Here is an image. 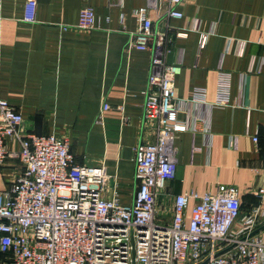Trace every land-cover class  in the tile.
I'll return each instance as SVG.
<instances>
[{"label": "crops", "instance_id": "0c3cea01", "mask_svg": "<svg viewBox=\"0 0 264 264\" xmlns=\"http://www.w3.org/2000/svg\"><path fill=\"white\" fill-rule=\"evenodd\" d=\"M26 1L0 0L1 96L35 133L67 138L78 163L104 166L105 196L131 203L151 51L127 43L138 28L132 11L146 0H36L34 22L23 20ZM82 6L95 12L93 29L76 28ZM177 9L182 18L148 15L155 31L172 38L165 59L181 64L176 95L189 99L203 88L205 100L179 115L187 130L175 139V173L157 197V218L169 221L175 195L215 192L220 184L237 188L246 213L259 203L264 175V0H183ZM195 23L211 32L202 48L198 32L184 31ZM221 74L228 102L219 105ZM19 170L15 160L0 166V191Z\"/></svg>", "mask_w": 264, "mask_h": 264}, {"label": "built area", "instance_id": "2783aa9c", "mask_svg": "<svg viewBox=\"0 0 264 264\" xmlns=\"http://www.w3.org/2000/svg\"><path fill=\"white\" fill-rule=\"evenodd\" d=\"M182 1L146 0L144 8L132 11L138 28L127 47L150 50L151 58L142 135L133 150L136 188L131 203L106 197L104 166L78 163L67 138L35 133L0 94V166L9 160L20 165L0 191V253L8 264H264V228L255 232L264 225V175L255 193L259 203L246 213L237 188L220 184L215 192L175 195L169 221L157 218V197L175 173V139L187 130L179 115L192 102L205 100L203 88H194L189 99L176 95L181 64L165 59L172 38L155 31L148 15L152 10L182 18L177 9ZM36 4L25 2V22L35 21ZM96 23L93 8L82 6L76 28L89 30ZM188 30L199 33L198 48L211 33L200 31L198 23L184 28ZM227 102V77L221 74L216 104ZM108 108L102 105L96 122L101 123ZM252 140L256 143L257 135Z\"/></svg>", "mask_w": 264, "mask_h": 264}, {"label": "rangeland", "instance_id": "374dc122", "mask_svg": "<svg viewBox=\"0 0 264 264\" xmlns=\"http://www.w3.org/2000/svg\"><path fill=\"white\" fill-rule=\"evenodd\" d=\"M0 264H8L7 258L0 254Z\"/></svg>", "mask_w": 264, "mask_h": 264}, {"label": "water", "instance_id": "95a60500", "mask_svg": "<svg viewBox=\"0 0 264 264\" xmlns=\"http://www.w3.org/2000/svg\"><path fill=\"white\" fill-rule=\"evenodd\" d=\"M262 228H264V225L261 226L260 228L256 229L255 232L258 231V230H260V229H262Z\"/></svg>", "mask_w": 264, "mask_h": 264}, {"label": "trees", "instance_id": "16d2710c", "mask_svg": "<svg viewBox=\"0 0 264 264\" xmlns=\"http://www.w3.org/2000/svg\"><path fill=\"white\" fill-rule=\"evenodd\" d=\"M1 254V253H0Z\"/></svg>", "mask_w": 264, "mask_h": 264}]
</instances>
